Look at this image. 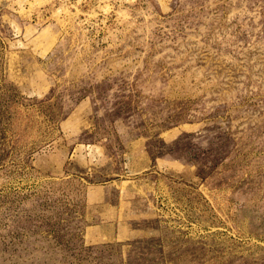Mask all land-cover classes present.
Instances as JSON below:
<instances>
[{
	"label": "rangeland",
	"instance_id": "1",
	"mask_svg": "<svg viewBox=\"0 0 264 264\" xmlns=\"http://www.w3.org/2000/svg\"><path fill=\"white\" fill-rule=\"evenodd\" d=\"M0 264H264V0H0Z\"/></svg>",
	"mask_w": 264,
	"mask_h": 264
}]
</instances>
